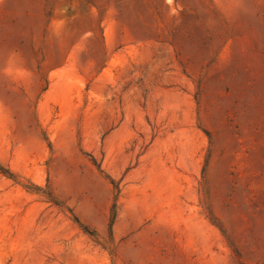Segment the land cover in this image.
Here are the masks:
<instances>
[{
	"label": "rangeland",
	"instance_id": "1",
	"mask_svg": "<svg viewBox=\"0 0 264 264\" xmlns=\"http://www.w3.org/2000/svg\"><path fill=\"white\" fill-rule=\"evenodd\" d=\"M0 167V264H264V0H0Z\"/></svg>",
	"mask_w": 264,
	"mask_h": 264
},
{
	"label": "trees",
	"instance_id": "2",
	"mask_svg": "<svg viewBox=\"0 0 264 264\" xmlns=\"http://www.w3.org/2000/svg\"><path fill=\"white\" fill-rule=\"evenodd\" d=\"M0 171H1L4 175H6V176L12 178V175H11V173H10V171H9L8 169H3L2 167H0ZM111 182H112L113 185H114L116 188H118V190H119V187L116 185L114 179H111Z\"/></svg>",
	"mask_w": 264,
	"mask_h": 264
},
{
	"label": "snow or ice",
	"instance_id": "3",
	"mask_svg": "<svg viewBox=\"0 0 264 264\" xmlns=\"http://www.w3.org/2000/svg\"><path fill=\"white\" fill-rule=\"evenodd\" d=\"M169 2H171V0H169Z\"/></svg>",
	"mask_w": 264,
	"mask_h": 264
}]
</instances>
